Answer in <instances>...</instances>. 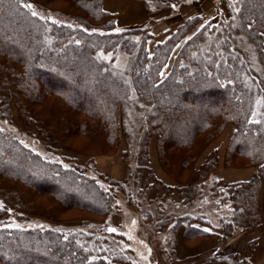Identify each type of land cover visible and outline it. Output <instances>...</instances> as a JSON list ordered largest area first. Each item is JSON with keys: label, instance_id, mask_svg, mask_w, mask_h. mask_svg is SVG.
Returning a JSON list of instances; mask_svg holds the SVG:
<instances>
[{"label": "rangeland", "instance_id": "374dc122", "mask_svg": "<svg viewBox=\"0 0 264 264\" xmlns=\"http://www.w3.org/2000/svg\"><path fill=\"white\" fill-rule=\"evenodd\" d=\"M35 1L39 6L25 2L26 7L31 5L27 7L31 13L60 25L79 29V22H85L97 26L90 29L101 34L112 25L103 17H95L77 0ZM103 1L99 0V11ZM136 1L148 12L147 23L138 27H149L117 25L125 34L106 40L97 49V56L129 84L128 100L124 107L119 105L115 129L101 117L70 106L57 91L36 93L15 84L6 86V78L12 79L14 71L23 72L24 66L18 58L0 54V129L33 153L93 181L103 200L102 210L68 205L47 191L53 184L46 185L45 190L34 189L0 174L5 189L24 192L15 198L0 189V207L7 210L0 217V229L76 233L83 238L86 261L90 262L203 264L222 259L235 264L258 248L254 236L263 227L264 196L261 191L259 221L246 229L234 220L243 212L234 185L257 180L261 184V162L232 147L239 135L238 125L217 113L188 142L181 140V130L166 136L157 134L152 126L156 103H149L144 93L141 95L133 74L145 56L157 59L156 75L160 81L166 80L186 62L183 55L189 42L206 28L203 49L210 50L214 42L228 40L229 52L245 65L246 83L255 97L251 119L261 120L264 62L248 36L251 33H244L238 26L245 0ZM190 18L198 20L188 29L181 27L191 22ZM160 25L163 30L170 27L168 34L153 38V29H162ZM72 38L75 42L81 39L80 35ZM159 42L166 44L157 48ZM217 48L213 46V50ZM38 74L44 80L40 71ZM53 81L56 88L67 86L61 80ZM74 97L85 100L82 94ZM62 195L79 199L65 190ZM32 260L33 264L43 263L35 257Z\"/></svg>", "mask_w": 264, "mask_h": 264}, {"label": "trees", "instance_id": "16d2710c", "mask_svg": "<svg viewBox=\"0 0 264 264\" xmlns=\"http://www.w3.org/2000/svg\"><path fill=\"white\" fill-rule=\"evenodd\" d=\"M27 1L39 6L35 0H0V54H6L10 59L18 58L24 66L23 72L14 71L12 79L6 78V86L15 84L36 93L40 90L57 91L70 106L89 112L90 116L101 117L115 129L119 105L124 107V101L128 100L129 84L125 77L116 74L107 62L97 56V49L106 40L125 34V30L117 27L116 15L101 5L99 11V0H77L95 17H103L112 23L101 34L90 29L96 30L97 26L91 27L85 22H79L77 29L32 15L25 6ZM190 20L181 27L188 29L198 19ZM238 26L244 33H251L248 36L258 46L264 62V0H245ZM205 32L206 28L200 30L189 42L188 52L183 55L186 62L180 64L178 71L176 69L166 80L160 81L156 75L157 59L144 56L133 74L134 83L149 103H156L152 126L159 135L166 136L170 131L181 130V140L188 142L207 123H211L215 113L235 120L239 135L232 147L240 154L256 159V163L261 162V184L256 179L253 184L248 181L234 185L238 188L234 193L240 195L243 208L234 220L239 226L250 229L259 221L261 191L264 196V117L259 121L251 119L255 97L246 83L245 65L238 56L229 52V41L214 42L210 50L203 49ZM76 34L81 37L78 42L72 38ZM164 44L159 42L156 47ZM214 45L218 46L215 50ZM155 56L160 58L159 53ZM38 71L44 75V80ZM53 79L61 80L67 86L56 88ZM81 94L85 100L80 102L74 96ZM0 174L20 180L34 189L45 190L46 185L53 184L47 191L54 193L62 202L102 210L103 200L93 181L33 153L1 129ZM31 178L36 181H30ZM2 186L0 184V189L6 195L15 198L24 195L21 190L8 191L6 186ZM244 186L247 187L241 189ZM63 190L76 194L79 199L71 195L64 198ZM2 208L0 217L7 213L6 208ZM83 242L76 233L64 234L51 229H0V264H33L34 257L43 262L40 264H106L86 261L87 251ZM208 261L228 264L222 259ZM235 264L252 262L245 258Z\"/></svg>", "mask_w": 264, "mask_h": 264}, {"label": "crops", "instance_id": "0c3cea01", "mask_svg": "<svg viewBox=\"0 0 264 264\" xmlns=\"http://www.w3.org/2000/svg\"><path fill=\"white\" fill-rule=\"evenodd\" d=\"M146 8L143 6V4L139 3L136 0H104L103 1V9L113 13L116 15V24L118 27H138L145 25L148 21V15L145 12ZM142 9V10H141ZM169 18L173 19L174 15H169ZM152 22V21H151ZM150 22V23H151ZM180 22L177 23V25ZM162 29H159L158 27H155L153 29L154 37L159 36H166L167 28L165 31L163 30V25H160ZM167 26V25H165ZM166 28V27H165ZM165 33V34H164ZM256 239H258V248L252 252L249 255L244 256L245 258H248L253 264H264V222L262 231L259 235L255 234L254 236ZM203 264H225L222 262H214V261H208L207 263Z\"/></svg>", "mask_w": 264, "mask_h": 264}, {"label": "snow or ice", "instance_id": "6c2138e0", "mask_svg": "<svg viewBox=\"0 0 264 264\" xmlns=\"http://www.w3.org/2000/svg\"><path fill=\"white\" fill-rule=\"evenodd\" d=\"M27 7H31V5H27ZM173 7H175V5H173ZM32 15H36V13L33 12ZM110 231H114V229H110Z\"/></svg>", "mask_w": 264, "mask_h": 264}]
</instances>
